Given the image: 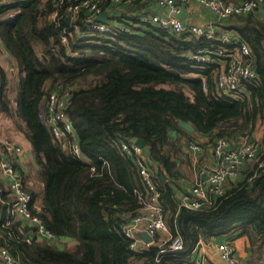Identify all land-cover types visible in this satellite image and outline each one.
Returning <instances> with one entry per match:
<instances>
[{
    "label": "trees",
    "instance_id": "trees-1",
    "mask_svg": "<svg viewBox=\"0 0 264 264\" xmlns=\"http://www.w3.org/2000/svg\"><path fill=\"white\" fill-rule=\"evenodd\" d=\"M0 2V41L17 62L15 73L0 64V111L20 119L18 129L32 146L35 186L29 185L27 176L23 179L34 202L44 205L38 214L57 236L75 239L77 245L73 250L61 248L37 239L35 227L21 219L7 222L8 202L14 196L1 177L0 244H6L22 264H194L193 249L200 240H234L242 235L254 251L264 253V165L248 181L258 168L256 162L243 171V179L214 196L211 205L195 209L180 206L183 188L178 181L185 142L203 140L206 146L221 136L235 140L244 132L252 138L256 127L264 126L260 12L221 22L251 46L258 73L248 84L249 93L233 99L218 93L213 61L202 65L187 58L189 50L209 46L210 40L146 24L137 32L127 25L130 31L112 39L98 34L80 42L69 36L65 43L62 35L72 25L64 11L71 1L57 6L53 0ZM103 4L110 19L133 27L142 12L155 9L152 0ZM58 82L71 91L67 113L90 165L72 153L66 141L54 137L46 111L41 112L48 91ZM180 119L190 122L195 132L183 128ZM138 138L147 142L144 149L156 171L168 231L157 232L153 242L131 250L130 239L121 232L129 218L124 212L138 213L147 189L134 157L123 155L119 143ZM262 143L264 148V137ZM0 148H5L4 142ZM92 165L103 174H93ZM27 171L20 165L21 175ZM178 234L182 248L162 252L165 239Z\"/></svg>",
    "mask_w": 264,
    "mask_h": 264
},
{
    "label": "built area",
    "instance_id": "built-area-1",
    "mask_svg": "<svg viewBox=\"0 0 264 264\" xmlns=\"http://www.w3.org/2000/svg\"><path fill=\"white\" fill-rule=\"evenodd\" d=\"M53 1L56 6L63 2V0ZM69 1L71 2L66 6L64 16H66L67 22L72 25V30H64L62 42L68 43L69 36L80 39V42L88 41L98 34L112 39L120 32L130 31V28H132V32H137L140 26L154 24L176 34H187L188 38L194 37L201 41L205 39L213 42L209 46H198L189 50L187 58L196 64L205 65L210 61L215 63L212 72L219 94H226L233 99L244 98L249 93L248 84L253 83L257 77L253 50L248 43L239 38L235 30L222 29L218 31L212 24L207 26L194 23L186 24L181 19V13L185 4L198 3L210 10L221 22H225L227 18L232 16L253 10H257L264 17V0H241L237 2L227 0H155V9L142 12L139 19L134 21V27L129 22L121 23L116 19H110V14L104 8L103 0H67V2ZM103 10L107 12L106 22H101L97 18ZM51 17L56 20L57 10ZM80 22L84 24L83 29L80 28ZM262 45L264 49V40ZM202 79L205 86V76ZM70 94V89L65 88L62 83L58 82L53 85L45 98L46 120L55 138L63 142L66 141L70 146V151L79 159L90 162L91 160L82 153L77 133L67 113ZM262 139L263 137L260 139L255 134L252 138L243 136L238 142L225 136L218 137L210 147L217 163L207 164L201 169L203 180L209 181V187H206L203 181H197L183 192L180 206L195 209L204 205H211L214 196L223 195L232 185L229 184V179L235 182L243 179L242 168L247 166L250 161L259 162L258 168L247 178L248 181L253 180L260 173V167L264 165V160L260 159L264 152ZM187 144L190 148L202 147L201 143L195 140H190ZM4 145L5 148H0V176L8 179L9 187L14 196V200L8 202L6 221L21 219L35 227L37 239L48 240L58 245L64 241L63 237L57 236L45 224L38 212L31 208L32 193L26 189L20 169L17 167L23 147L11 141ZM119 149L123 155L134 157V163L147 189V195H142L141 198L143 206L135 214L124 212V215L129 218L121 226V232L130 239V249L134 250L144 242L147 244L145 239L140 237L139 232L143 229L142 225H144V230L153 236V239L157 232H167L168 228L164 209L160 202L161 191L155 180L156 171L149 162L144 147L138 145L134 140H123L119 143ZM104 162L107 163V160L104 159ZM247 169L250 168L246 167L244 170ZM91 170L93 174H103L93 165ZM26 239L32 240L31 237ZM202 243L203 241L200 240L193 252L197 251ZM214 243L223 261L228 264H243L236 255L233 239H222L214 241ZM161 246L162 252L180 250L183 246L182 236L180 234L174 237L169 236ZM0 264H22V262L8 249L6 244H0ZM196 264H203L202 259H197Z\"/></svg>",
    "mask_w": 264,
    "mask_h": 264
},
{
    "label": "crops",
    "instance_id": "crops-1",
    "mask_svg": "<svg viewBox=\"0 0 264 264\" xmlns=\"http://www.w3.org/2000/svg\"><path fill=\"white\" fill-rule=\"evenodd\" d=\"M229 1L237 2L241 0H229ZM181 19L186 24L194 23V24L204 25V26L212 24L214 28L218 31L222 29H226L221 26V21L218 20L217 17L210 10L204 8L202 5L198 3L185 4L183 6V11L181 13ZM0 64L6 71H9V72L11 71L12 73L17 72L16 60L4 48L1 41H0ZM12 127L14 129H10V130L7 129L6 132L0 130V140L1 139L3 141L9 140L23 147V151L21 152L20 159H19L20 162H18L17 166L20 169V165H21L25 170H28L27 172L21 175L23 182H24V179H26V177L24 178V176H27V178H29V181H27L29 185L35 186L34 182H36L37 177L35 176V172L32 169L31 163L36 164V162H35L34 154L32 151V146L29 140L25 137L24 133L18 132L15 129L14 125H12ZM263 132H264L263 126H261L259 130L255 131L254 134L256 135V137L261 139V137H264L262 136ZM243 136L244 134L240 136V138ZM239 139L238 137H236L234 141L238 142L240 141ZM201 142H203V140H201ZM201 145L202 147H199V148H190L186 142L183 145V151L185 155H184V160L181 163L182 176L178 179L180 185L183 188L181 196L184 191H186L188 188L194 185L197 181H203L204 185L206 187H209V184H210L209 181L203 180V177L201 175V169H203L207 164L217 163V160L210 150L211 144L203 146V144L201 143ZM82 162L88 165L93 163L92 161L90 162L82 161ZM254 163L255 161L248 162L247 166H244L242 168V172L244 171V169H246V167L248 168H251L252 166L254 167L255 165ZM107 164L110 167V164L108 161H107ZM1 178H4V177H1ZM204 179H206V177H204ZM5 180L7 181V187H9L8 179L5 178ZM231 182L236 183L234 180L229 179V184ZM24 185L26 187L25 182H24ZM43 206H44L43 203L39 201L34 202L33 195H32L31 208L33 209V211L38 212V213L42 212ZM142 228L143 229L140 230L139 233H141L144 230V225H142ZM140 237L143 238L141 234H140ZM63 239L64 241H61L58 244L59 247L67 248L70 250H73L76 247L77 240L69 238L67 236L63 237ZM214 241H218V240L213 239L210 241H203V243L199 246L198 250L193 252V256L195 258L194 264H196L197 259H202L203 264H228L226 261H223L220 258L219 252L216 249ZM233 242L236 246V255L239 257L240 261L243 264H261L260 261L264 259V253L260 254L254 251L251 248L249 239L246 235L237 237L236 239L233 240Z\"/></svg>",
    "mask_w": 264,
    "mask_h": 264
},
{
    "label": "water",
    "instance_id": "water-1",
    "mask_svg": "<svg viewBox=\"0 0 264 264\" xmlns=\"http://www.w3.org/2000/svg\"><path fill=\"white\" fill-rule=\"evenodd\" d=\"M2 2H0L1 5ZM98 20L101 22H106L107 19V12L105 10H103L101 13L98 14L97 16ZM68 21H70V18H68ZM181 126L183 128H185L187 131L189 132H195V127L188 121H184L182 119L179 120ZM244 135H247L246 132H244ZM240 138V136H238V139ZM136 142L138 145L142 146V147H146L147 142L144 138H138L136 139ZM33 158V157H32ZM161 178L163 180H165L163 173L160 174ZM142 237L145 239V241L147 243H151L153 242V236H151L146 230H143L141 233Z\"/></svg>",
    "mask_w": 264,
    "mask_h": 264
},
{
    "label": "rangeland",
    "instance_id": "rangeland-1",
    "mask_svg": "<svg viewBox=\"0 0 264 264\" xmlns=\"http://www.w3.org/2000/svg\"><path fill=\"white\" fill-rule=\"evenodd\" d=\"M153 2H156L155 0H152ZM254 11H257V10H254ZM248 13V12H247ZM247 13H244V14H247ZM240 15H242V14H240ZM49 92V91H48ZM45 110L46 111V100L44 101V104H42V106H41V112H42V110ZM19 118L17 117V116H9V115H7L5 112H1L0 111V130H2V131H4V132H6L7 131V129H14L13 127H12V125H14V127H15V129L18 131V132H21V133H23L21 130H19L18 129V122H19ZM8 125V126H7ZM261 127V125H258L257 127H256V130H259V128ZM261 130V129H260ZM263 131H264V126H263ZM262 136H264V132H263V135ZM1 142L0 143H2V142H4V144L6 143V142H8L9 140H6V141H3L2 139L0 140ZM262 145H263V143H262ZM10 188V187H9ZM261 262V264H264V259L262 260V261H260Z\"/></svg>",
    "mask_w": 264,
    "mask_h": 264
}]
</instances>
